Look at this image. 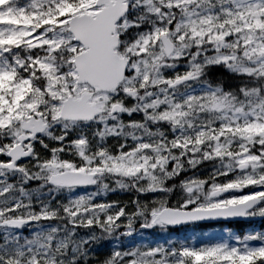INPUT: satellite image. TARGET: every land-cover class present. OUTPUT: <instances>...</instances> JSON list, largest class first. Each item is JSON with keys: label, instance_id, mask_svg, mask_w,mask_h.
I'll return each mask as SVG.
<instances>
[{"label": "trees", "instance_id": "trees-1", "mask_svg": "<svg viewBox=\"0 0 264 264\" xmlns=\"http://www.w3.org/2000/svg\"><path fill=\"white\" fill-rule=\"evenodd\" d=\"M64 14L70 15L77 11L78 6H82V0H65ZM53 5V4H52ZM0 6L10 8L8 17L2 19L8 23H15V20H21L24 17H30L36 9L38 12L42 7L38 0H5L0 1ZM47 8V5H44ZM222 31H214L215 35H221ZM49 54H56L57 43ZM50 48V47H49ZM37 58L35 50L26 52L20 45L15 36L0 35V69H4L7 75L0 73V156L5 155L7 145L13 135L15 123L32 114L39 113V105L36 98L47 96L50 93L46 91L45 85H55L56 80L48 74L46 64ZM203 77L198 84H209L215 87H221L223 91L236 93L242 97L244 89L262 86L261 81L264 77H254L253 74H246L229 69L224 63L213 64L204 68ZM161 85H157L159 88ZM183 87V86H182ZM191 90L183 89L181 106L187 105L185 96ZM116 127V132H113ZM102 126L86 125V128H79L77 132L87 137L91 144L84 139H80L76 145H69L73 136H68L66 141L52 142L48 141L51 152L39 144L36 150L41 157H52L54 166L65 165L66 163L74 166H83L85 169H102L109 176L115 172H122L130 168L141 179L142 183L136 188L133 183V177L123 176L133 184L134 194L145 192L146 184L153 185L152 176H147L148 172H158L164 175L162 186L165 189L164 181L167 185L177 184L186 180L192 173L200 174L206 184H215L232 173H224L221 169V162L236 163L239 154L246 151L256 155L264 165V129L260 133L252 136H241L237 142L223 145L220 132L214 135V141L208 144V140L194 136L192 139L178 141L177 136L173 135V146H163V151H156L151 147L153 143L164 141V132L157 136L146 134L144 129H138L129 125L127 122L120 126L107 123ZM140 130H143L140 132ZM59 134L58 129H53ZM103 133V135H101ZM168 138V136H166ZM148 142V144H147ZM66 145H68L66 147ZM176 146V147H175ZM175 148V149H174ZM59 149V153H57ZM165 152L168 156L164 158ZM174 152L179 154L182 161V168L176 171L171 168L174 160ZM126 159V161H124ZM137 161H136V160ZM46 160V159H43ZM194 160L196 164L191 161ZM120 170V171H119ZM146 174V177L143 174ZM138 180V179H137ZM109 178L108 183L102 190L95 188L89 195H82V191L75 192L73 196H57L55 188L46 185L45 177L30 176L11 181L14 189L9 199L0 197V204H7L6 215L14 217L17 213L23 212L21 216H33L37 219L27 230L15 231L6 235V238H0V244L6 242H18L32 247L38 258L34 264H42L49 260L54 252V247L49 245L59 243L61 240L76 241L90 239L93 236H100V242H90L87 245L95 256L89 260L88 264H98V260L105 257L114 256L119 264H262L264 262V236L256 235L252 239H246V230L239 227L236 231L239 237L237 244L232 248H221L200 243L197 241L198 235L202 232L199 227L193 229L191 234L178 231L172 233L171 229L159 233L157 238L170 243L171 253L165 255H147L143 251L132 246L129 240L121 235V230L125 228V223L129 217L128 211L137 206L131 199L118 198L112 193ZM7 183V182H6ZM0 184V188L4 185ZM145 184V185H144ZM145 186V187H144ZM260 190L264 206V184L253 185L252 190ZM15 205H19L15 207ZM168 205H171L168 203ZM59 210V217H52L45 214V211ZM78 211L81 222H72V217L68 212ZM39 214L38 216L36 214ZM149 217L148 213H145ZM136 216V214L134 215ZM139 223V222H138ZM135 223L136 225L138 224ZM264 227V224H260ZM113 228L115 232L108 239H104L108 234L105 228ZM263 232V229H260ZM39 236V242L33 244L31 234ZM3 234L0 229V236ZM73 244V249L76 247ZM211 253V254H209ZM52 264H59V259H54Z\"/></svg>", "mask_w": 264, "mask_h": 264}, {"label": "rangeland", "instance_id": "rangeland-1", "mask_svg": "<svg viewBox=\"0 0 264 264\" xmlns=\"http://www.w3.org/2000/svg\"><path fill=\"white\" fill-rule=\"evenodd\" d=\"M95 0H84V5H82L77 13L81 12H88L93 13L96 10V7L94 6ZM183 1V0H182ZM194 0H187L185 2L186 7H192V9H188L186 12V16L181 18L179 20L178 24V32L176 35V39L178 41V47L176 48L174 54L172 57H177L178 55L185 54L186 51V44L184 43V37L183 34L180 32V29L182 31V28H186L188 25H200L207 22L206 17L200 15L197 13V10L195 9L196 5H193ZM39 4L47 5V8L41 10L39 13L35 9V12H33V15L28 18H23L21 20L16 19L15 22H21L20 24H14V23H3L0 22V33H4L6 35H10V33H14L15 35L21 37L25 43H28L29 45L35 44H50L52 40L54 39H61L63 42H65V48L64 51H72L75 49L76 42L73 41L72 36L68 35L67 31V22L69 20V17L61 18V12L63 11L64 7L66 6L65 0H38ZM181 2V0H163V3H161V0H151V4L148 3V0H141L140 6H143L146 11L147 16H154L157 15L160 20H164L165 18H168V20H171V17L173 16L171 13H174L173 6L177 3ZM51 3H54V5H50ZM230 4L227 5L226 8L223 9V12H225V15H228L229 17V24L230 28L229 31L232 32V35L230 36L229 40H222L219 43L220 48H223L224 50L221 52H217L211 55H208V57L204 61L197 62V60H193L190 64L191 69L193 71L194 67L200 66V64L208 62H219V61H225L230 66H233L234 68H240L242 70L251 72L253 69H255L254 72H256L257 75H259L260 66L261 64H264V0H229ZM184 4V5H185ZM65 5V6H64ZM151 5V6H150ZM156 6L159 9V12L157 11H151V7ZM60 8V12L58 9ZM210 16V20L212 23H214V20L218 18L219 14L218 12H213ZM7 15V12H1L0 11V18H4V16ZM213 16V17H212ZM60 17V18H57ZM243 17V19H241ZM129 20H131L130 17H128ZM153 18V17H152ZM49 22V25H45V23ZM30 23H34V27H29L28 25ZM56 24L58 27L53 28L54 32L51 34L47 32L48 28L53 27V25ZM130 25L127 21L123 20L119 23V33L125 34L127 30L129 29ZM204 28V27H203ZM67 32V33H66ZM158 32V30H156ZM166 31H163L160 35L154 36L153 40L154 43L157 45V47L154 49L153 46H147L146 42L143 41V47L142 42L140 41L139 35L136 39L137 41V55H140L144 59L142 60V63L145 64V66L148 68V70L152 72H159L164 69L165 66H170L172 64V61H166L164 59L165 55L160 43V37L163 33ZM135 31H132L127 34V37H125V41H132L134 40L133 35ZM56 34V35H55ZM55 35V36H54ZM171 37L173 35H170ZM139 38V39H138ZM173 38V37H172ZM121 49H119V52H121ZM148 53L149 56H148ZM70 57L66 60V66L67 71L69 70V61ZM148 61V62H147ZM48 67V71L53 70L51 65L48 63H45ZM152 65H155L156 67L153 68ZM56 71V70H55ZM193 74V73H192ZM51 75L58 79L56 86L48 85L46 86V89L50 91L52 95H54L55 101L58 103L53 104L51 106L52 110L58 114L61 101L64 99L67 95H79L80 92L84 89H87L88 87L84 84H78L74 78L75 72L73 73V76H71L72 81L74 83L69 85L68 77L65 76V72H52ZM150 77L146 76L145 81L149 80ZM157 80V76L153 79ZM190 86L191 83H188ZM221 88V87H220ZM220 88L217 89H209L204 88L200 93H196L194 95V99H198L201 101V104L206 105V110L208 111V116H202V119L214 124H219V129L215 130L216 132H220L222 137V144L228 145L232 142H237L241 136H251L255 132L258 131H252L248 129V125L250 126H257L260 128V124H264V86H257L251 90H245L246 93H249V99L243 100V101H237L234 96L229 95L228 93L222 92ZM150 92L153 93V90H150ZM245 92L243 93V97L245 96ZM108 94H98L95 96V99L98 101L103 100ZM192 95V94H191ZM193 98V97H191ZM152 99L156 100L157 103L153 106L158 108L159 101L155 94L153 93ZM187 105H191V99L189 97L186 98ZM47 97H41L37 99V102L40 103L39 105V114H43L45 116V113L47 109L41 110L42 105L46 104ZM141 106L146 108L148 107V99L140 100ZM170 109H166L164 113H169ZM218 113V115L216 114ZM147 116V114H146ZM170 121L168 117L163 116V119ZM194 119H188L185 120L186 123L181 128L174 129L172 126H170L171 132L175 131L174 133H178V135L186 136L189 134L194 133L195 130L198 131L199 134L205 135V131L207 128L199 126V128L195 130H191L190 123L193 122ZM17 123H15L16 125ZM21 125V122H19ZM14 125V126H15ZM221 127V128H220ZM14 129V127H13ZM225 129H232L231 131H225ZM143 130H140L142 132ZM215 131L211 132L214 133ZM209 139V137H207ZM11 140H13V135ZM1 149V148H0ZM39 158H30L27 160H24L21 163V166L25 169V174H30L31 176H37L35 173L37 171V160ZM47 161L41 160V166L43 168V172L41 176L39 177H45L48 176L52 171H54V163L50 162L53 161L52 157L45 158ZM136 160V159H135ZM126 161V159H124ZM137 161V160H136ZM193 164H196L194 160L191 161ZM239 163H246L247 168L244 171H237L235 174L230 178L226 179V182L219 181L217 183L213 184H206L205 180L201 178L200 174L198 173H191L187 176L186 180L184 181H201L202 182V190L199 188L196 190L194 195L192 197H184L182 195L181 190H179L176 194H172L171 198H166L163 194H160L157 197V201L159 202H167L170 201L175 205H187V204H197L196 206H202V207H211V206H223L230 203H236L238 201H242L247 199L248 197L258 194L260 192L259 189L252 190L253 185L258 183L264 184V166L261 164L259 159L254 155L250 154L248 152H242L239 154L236 158V163H229V162H221V169L224 170V173L228 172H234L236 171L237 165ZM26 166V167H25ZM57 167V166H56ZM59 170L66 169V168H74L70 167V165L65 164L58 166ZM173 168V165L171 166ZM178 169L182 168V163L179 162L176 166ZM76 168V167H75ZM78 169H83L82 166L77 167ZM132 167L128 168V170H131ZM53 169V170H52ZM5 173L0 171V182H7L9 178L4 177ZM24 174L21 173L19 175V178H22ZM163 176L159 174H155V176L152 177L153 185L151 186L153 188V191H156V189L160 188V185L162 183ZM119 186L125 190V192L129 193L130 186L127 183H118ZM8 185V184H7ZM7 185H4L0 188V191H3ZM138 185V184H136ZM219 186H241L242 188L246 187V191L244 190L243 193H228L226 195H223L219 198H213L210 197L209 193L216 187ZM103 188V187H102ZM150 188V187H149ZM67 193L70 196L75 195V191H64V190H56L57 196H63L67 195ZM142 195L138 199V196L136 194L129 195L127 199H131L134 202H136L137 206H134L133 210L128 211V219L125 223V230L128 231L130 234H133L138 238L139 245H137L138 250H142L145 254L153 256L157 253H160L162 255H165L167 252L171 253L172 248L169 245V243L162 244L160 242L153 241L150 239V237H147L145 234H142L143 232L140 231L138 233L134 226L131 224L134 221V215L141 212V209L143 206H148V211L151 213V217L155 215L157 211L160 210V205H157L155 201H152L149 199H154V193H141ZM135 195V196H134ZM4 201V198L3 200ZM19 205H15L17 207ZM7 208L6 205L1 207L0 212L5 211ZM264 212V206L257 209V213H263ZM145 214V213H144ZM143 215H139L140 218H142ZM68 216L72 217V222H81L80 215L78 214V211H71L68 212ZM4 224V223H2ZM259 231L258 229L250 230L247 234V238H253L255 235H258ZM201 240L204 241L205 244L212 245V246H219V247H225V248H232L237 243V235L235 233L229 232L228 228L224 227L223 229H217V228H208L206 230V233L200 236ZM200 240V241H201Z\"/></svg>", "mask_w": 264, "mask_h": 264}, {"label": "clouds", "instance_id": "clouds-1", "mask_svg": "<svg viewBox=\"0 0 264 264\" xmlns=\"http://www.w3.org/2000/svg\"><path fill=\"white\" fill-rule=\"evenodd\" d=\"M141 0H127V9L125 12L124 20L129 23V25L135 24V18L129 20V14L135 13L139 15L141 13V8L139 7ZM148 3L151 4V0H148ZM163 3V0H161ZM151 11H159L156 6H152ZM123 35V33H122ZM139 39V38H138ZM122 44V55L126 58L125 62V74L124 80L118 85L117 90L109 93L103 100L99 101L98 107L96 110L95 116L88 121H77V122H65L63 119L58 118L55 111L52 110L51 106L58 103L52 98L48 97L46 104L42 105L41 110L47 109L45 113L46 123L40 125V127L32 132L30 140L26 147V151L33 158H39L37 160V171L36 175L39 177L43 172L40 161L45 159L41 157L40 153L36 150V145L39 144L43 148H46L51 152V147L48 141L52 142H63L67 140L68 136H73V140L69 142V145H76L80 139H84L87 143L91 144V141L79 134L77 128L84 124H91L93 126L100 125L103 126L104 123H112L115 126H120L124 123L123 117L125 114L131 116L133 112L136 111L134 104L127 103L130 97H138L139 100L148 99V107H151L157 103L156 100L152 99L153 93L149 91L148 86H146L145 77H151L152 73L148 70L142 60L144 59L140 55H137V41H121ZM192 59L196 60V54L192 53ZM199 62V61H197ZM155 68V65H152ZM72 71L69 68L68 72L65 73V76L68 77L69 85L71 86L74 81H72L69 73ZM255 71V69H253ZM259 75L264 77V64H261ZM151 84L157 83L155 80L150 81ZM261 85L264 86V80L261 81ZM199 101L197 99L192 100V105L195 106ZM163 104V101H159ZM72 125V126H70ZM53 129H58L59 134H57ZM19 123L14 126L13 129V142L23 141L26 133ZM113 132H116V127H113ZM103 135V133H101ZM68 145H66L67 147ZM7 151V150H6ZM57 149V153H59ZM26 167V166H25ZM23 171V168L21 169ZM165 183V192L163 195L166 198H171L174 191L179 188L184 197H192L196 190L199 188L202 190L201 181H181L180 184H172L171 186ZM14 189L13 184H8L3 191H0V197L4 199H9L12 191ZM148 211V206L145 205L142 207L139 215H143ZM45 214L52 217H59L61 214L59 210L55 211H45ZM17 216L24 215L23 212L17 213ZM39 215L38 213L36 214ZM0 223H10L18 227L23 226L25 221L20 219H13V217L4 215L0 218ZM105 232L108 234L104 239H108L115 229L105 228ZM33 244L40 241V237L36 236L34 233L31 234ZM100 236H93L90 239H85L76 243L79 238L73 240H61L59 243L49 245L51 249L54 247V252L49 257V260L42 262V264H52L54 259H59V264H88L89 260L92 259L95 254L91 252V249L87 246L90 242H100ZM76 243L75 249H73V244ZM38 258V253L27 244H20L18 242H6L0 244V264H34V261ZM98 264H119L115 260L114 256L105 257L103 260H98Z\"/></svg>", "mask_w": 264, "mask_h": 264}, {"label": "water", "instance_id": "water-1", "mask_svg": "<svg viewBox=\"0 0 264 264\" xmlns=\"http://www.w3.org/2000/svg\"><path fill=\"white\" fill-rule=\"evenodd\" d=\"M97 4H105L106 6L95 15L87 13L75 15L69 21V29L77 21L84 22L89 41V47L76 54L74 59L75 64L77 61H84L82 74L78 75L77 81L78 83H89L94 87L95 91H112L118 88L125 74L126 58L124 56L120 57L115 50L119 42L118 37L115 35V23L123 16L127 7L124 0H115L114 3L111 0H98ZM163 42L166 53L170 54L173 50L172 43L166 37ZM183 80L180 79L176 82H183ZM92 96V91H84L80 97L68 96L63 100L58 118L77 121L91 120L95 116L98 107L95 101H90ZM43 123L46 122L40 116H31L23 121L24 129L31 133L25 135L26 138L23 141H19L10 148L8 154L11 156L12 161L9 163L0 162V168H9L10 170L18 169L15 163L22 158L30 156L22 143L31 138L32 132L37 130ZM244 168L245 165L239 166L241 170ZM100 174H102L101 171L88 172L67 169L53 173L50 175L48 181L58 186H89L96 183L95 176ZM232 190L240 191V188L216 189L211 193V196L218 197ZM260 203L261 198L257 196L249 198L244 202L225 207L196 208L190 210L167 207L157 214V218L166 224L176 227L193 222L251 220L252 218L246 213ZM20 220L25 221L24 224L31 221V219ZM12 226L18 227L16 225Z\"/></svg>", "mask_w": 264, "mask_h": 264}, {"label": "snow or ice", "instance_id": "snow-or-ice-1", "mask_svg": "<svg viewBox=\"0 0 264 264\" xmlns=\"http://www.w3.org/2000/svg\"><path fill=\"white\" fill-rule=\"evenodd\" d=\"M85 28H86V25L84 22L77 21L76 23H74L72 25V27L70 29H68V31L70 33V36H74L76 38V40L79 43H81L84 48H88L89 47V41H88V36L86 34ZM76 51H80V49L77 48ZM75 54H76L75 52L71 53L72 56H75ZM81 55H83V53H81ZM83 63H84L83 60L77 61L76 64L73 65L72 71L76 72L77 75H81ZM0 73L7 75V73L5 72L4 69H0ZM181 207H186L190 210L192 208V205H190V204L181 205ZM209 254H211V253H209ZM262 264H264V262H262Z\"/></svg>", "mask_w": 264, "mask_h": 264}]
</instances>
